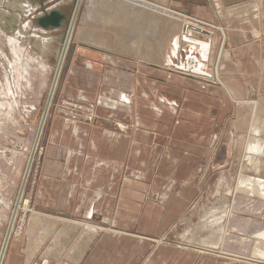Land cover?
<instances>
[{"label":"crops","instance_id":"0c3cea01","mask_svg":"<svg viewBox=\"0 0 264 264\" xmlns=\"http://www.w3.org/2000/svg\"><path fill=\"white\" fill-rule=\"evenodd\" d=\"M153 1L192 13L197 18L185 20L203 27L206 22L200 19L216 17L223 23L220 39L206 27L215 33L214 41L209 42L211 49L216 39L225 37L228 44L221 50L219 61L224 66L216 75L217 82L195 76L199 72L209 74L211 49L204 55L208 48L203 52L205 45L194 39L183 47L175 33L180 22L165 17L157 23L146 11L113 0H82L76 11V0H62L64 5L59 10L65 14L64 7L73 6L71 15L78 23V56L69 71V87L86 93L92 105L106 99L101 105L110 109L90 121L74 119L67 123L61 115L53 118L47 147L51 143L57 148L59 167L47 171L44 161L33 204L47 213L72 217L73 230L80 232V224L75 222L87 226L81 229L84 234L100 230L79 251L74 264H264V251H255L257 243L264 246V236L259 235L264 231V198L233 194L227 224L223 222L214 244L203 238L207 230L196 231L198 224L191 226L195 219L199 223L198 213L202 214L203 207L212 204L201 199L199 180L208 163L218 157V145L213 148L212 144L219 136V127L230 123L232 129L241 132L250 124L253 104L230 102L226 94L234 100L245 98L251 79L264 76V0ZM160 28L162 40L156 36ZM47 31H42L38 45L43 38L48 48L35 52L39 55H32L36 59L45 60L42 54L52 47ZM152 44H168L162 59L156 54L160 63L150 62L151 52L146 46ZM78 45L106 49V55L100 58L91 54L97 53L93 48L89 53L81 52ZM169 61L195 72L182 75L166 68L170 71L160 73L167 66L159 64ZM231 61L237 62L239 69ZM149 66L159 67V73ZM33 68L34 85L40 70ZM41 74L39 87L44 89L48 74ZM119 92L124 93L128 105L117 102ZM171 104H176L175 112ZM43 157H48L45 152ZM47 213H41L42 217ZM164 237L178 239L181 244L164 241ZM12 244L5 264H23L20 242ZM58 250L56 246V253ZM230 255H235L234 259Z\"/></svg>","mask_w":264,"mask_h":264},{"label":"rangeland","instance_id":"374dc122","mask_svg":"<svg viewBox=\"0 0 264 264\" xmlns=\"http://www.w3.org/2000/svg\"><path fill=\"white\" fill-rule=\"evenodd\" d=\"M85 1L89 2L90 0ZM113 1L123 3V0ZM145 1H150L163 7L166 6L171 9V11L174 10L177 13V16L175 15L176 18L182 19V21L183 17L197 18L192 13L186 12L182 9L174 8L167 5V3H158L153 0ZM62 5H64L62 0H0V167H3L2 163H5L7 158L12 156V151L20 156L21 162V166L17 177L15 178L16 180L14 185L10 187V191L8 192H5L6 186L8 184L10 185L8 182V176L4 173V170H0V190L4 194L3 200L0 201V249L2 248V244L4 243L3 241L8 230L7 222L10 223L12 221L10 223L12 225L11 235L2 264H5L6 254L11 247L10 245H13L12 243H15L16 241L20 242V245L22 246L19 249V253L21 254L20 261H22L23 264H74L76 261L75 258L78 257L79 251L84 249L86 244L89 243L95 234L100 231L98 230L91 232V234H84L83 230L81 229H85L87 226L81 224L80 222H75L80 224V228L76 225V227L80 229V232L77 229L73 230L75 227L72 226L74 222L72 221V217L62 215H60L62 216L60 217L57 213H47L46 211L40 210L38 205L33 204L36 195V180L38 178L39 172L41 171V166L44 165V161H47L48 163L46 168L47 171H57L59 167V163L55 158L57 154V148L55 146L52 147L53 144L51 143L49 144L50 147H47L50 124L53 118L56 115H61L67 123H72L74 119L90 121L96 120L99 118V114H105V112H108L110 109V107L105 108V105H101V103H105L104 101L106 99H102V101L98 99L92 105V102H88L86 99L88 96L86 93L82 94L80 91H77L73 88L70 89L69 87L68 82L72 78V72L69 71L70 68L73 69L75 67L73 64V58L78 56V53L75 50L77 45L75 44V36L77 35L76 32L78 31L77 22L73 23L74 25L72 24L74 28L72 27L71 40L59 75L57 77V84L53 89V94H51L52 97H50V85L52 86V81L54 79V72L56 63L59 59V52L61 48H63V44L61 46V41L63 38L62 32L66 31L67 34V29L71 20L69 21L68 19L67 23L62 24L58 28L50 29L37 25L34 21V18L37 15H40L43 9L47 10L54 7L60 9ZM72 7L73 6L64 7L65 15L68 18L72 13ZM241 15L245 17L244 14ZM239 16L240 14H236L235 17ZM154 19L156 20V17H154ZM200 21L206 22L205 26L212 28L216 33L215 35H217L216 38H220L221 31L222 33L224 31V26L221 21H219L216 17L214 20L209 21L200 19ZM172 22L174 21L172 20ZM157 23L159 22L157 21ZM176 24L178 25V23ZM157 25V27L160 26L159 24ZM44 30H48L46 35L47 40L49 37V42H47L52 47L50 50L48 49L44 52V54H42L45 59L42 60L47 63L46 73L48 74V78L47 86L44 89H40L39 86L41 80L39 81V78L41 70L44 68L40 69L35 65V63L32 62H30L29 65H25V59L29 54H31V56H39L36 53H40V48L42 50L45 49L46 43H43V38H41L40 42L41 47L38 45V40L40 39L42 31ZM162 33L163 29L160 28L158 31L156 30V36H160L161 40L163 36ZM85 37L86 36H84V38ZM224 38H222L220 46H218L219 44L216 39L214 46L211 49V53L209 54L210 59H208V71L214 73L215 76L217 75L218 71L222 69L223 63L221 64L219 61L221 50L222 48H228V44L226 41H224ZM151 43L153 42L151 41ZM186 44L187 43H185V45ZM84 46L85 48L79 46L77 49H79L81 52L89 53V50L93 48V50H97V53L91 51V54H94L100 58L101 56L106 55L103 54L106 52L103 49L100 50L98 47L88 48L87 45ZM46 48H48V46ZM26 49L30 50V53L26 51ZM146 49L151 52L150 58H152L151 60L153 62H162L161 60L156 61V54H159L161 58V56L165 53L164 45L159 47L156 44H152L151 46H146ZM114 51L111 50L110 53L115 54L113 53ZM263 58L264 53L261 55V59ZM146 59L148 58L146 57ZM36 60L37 59H35V61ZM84 61L88 62V64L91 62L90 60ZM136 61V64L138 65L140 60L138 59ZM231 62L233 63V66L237 64V62ZM224 63L226 64V62ZM78 65L79 64H76V66ZM165 65L167 67H164V69H160L156 66L151 67L152 65L149 67H151L150 70L154 68L153 70H156L158 73L159 69L161 70L160 73H165L172 70V67L174 68V66L171 64L166 63ZM32 67H35L38 69V71L40 70L37 72L40 74L38 75L39 77H37L38 80L34 82V85L32 82L35 75L32 73ZM236 67L239 69L238 64ZM24 68L28 69L29 71L26 70L24 73ZM35 68H33L34 71ZM166 68L170 70H167ZM133 71L135 70L130 72L133 73ZM26 72H28L29 75ZM44 72L45 71H43V74L41 75L46 74ZM257 74L259 75L260 73ZM27 79L30 82H27ZM202 81L206 80L203 79ZM28 83H30V85ZM249 85L251 87H248V92L245 98L234 100L230 98L229 94H226V96L229 98L230 102L236 101L239 103L240 101L243 103L246 102L253 104L250 124L244 131L241 132H236L234 129H232L230 123H226L223 127H219V136L215 137L212 144L213 148L218 145L216 147L218 151V157L210 161L207 165V168L203 170V172L201 171L202 173L199 180L200 185L202 186L201 199L203 201H207V203H212L211 205L230 203L231 207V201H229V199L231 200L233 194L237 193L238 195L241 194L242 196L250 195V191L248 190L250 183L255 186H259V189L254 190V193L252 192V198L262 199V197H264L260 191L258 192L260 188L264 189V155L260 158L258 170H255L251 163L248 162V155L251 152V149L249 150V148L253 145L252 141L258 137L264 140V129L257 132L254 130L255 127L252 124L253 120L256 118L260 117L262 120L264 119V76H262L261 79L260 77H257L256 81L251 79ZM118 95L117 102L128 105L125 98H123L124 93L119 92ZM100 97L103 98L104 95H100ZM97 102H100V105L95 107ZM174 105L176 106V104ZM174 105L171 104V110L173 112H175V109L173 108ZM46 109L48 110L46 111ZM114 109L115 108H112V110ZM45 114V121L40 132V137H37V124L39 120L43 118L41 116ZM256 115H258V117ZM228 116H231V114ZM31 151H33V157L31 160L30 169L24 179L25 181L23 180V197H27L29 201L27 204H24L25 206L22 205V207L14 209L15 206L13 205V200L16 199L19 192L22 190V170H24L26 165V156ZM44 152L45 155L47 154L48 156L46 159L43 157ZM216 162H218V164ZM240 179H243L245 183H240ZM5 202L6 204H4ZM213 202L218 203L215 204ZM211 205H207V207ZM204 208L205 207H203V209ZM203 209L201 212H203ZM43 212L47 213L48 216L42 217ZM198 214H200V212ZM196 224H198V219H195L192 222L193 226H196ZM68 228L72 229V232L68 233ZM163 240L177 243L178 245L181 244L179 241H176L178 239L174 238L164 237ZM195 241L198 242V240ZM56 246L59 249V253H56ZM64 249L67 251L66 253L64 252ZM230 256L233 258L235 255ZM236 257L235 259H237Z\"/></svg>","mask_w":264,"mask_h":264},{"label":"bare ground","instance_id":"6f19581e","mask_svg":"<svg viewBox=\"0 0 264 264\" xmlns=\"http://www.w3.org/2000/svg\"><path fill=\"white\" fill-rule=\"evenodd\" d=\"M82 0H76V5L73 7L74 10L76 8H78L79 4L81 3ZM104 1V0H103ZM90 2V1H89ZM91 3V2H90ZM123 4H125L126 6L128 7H131L133 9H140V10H144L146 11L147 13H149L152 18L153 16L156 17V20L158 21L159 18L161 19H166L165 17L169 18V19H172V20H175L177 22H180L181 23V26H180V30L179 32H175V33H178L177 37L179 38L180 42H181V45L183 47H186L185 43L191 41V39H194L195 40V43H203V45L205 46H202L204 48L203 52L207 49L206 51V55L208 54V52L210 51V43L212 44V42L214 41L215 37H214V31L211 30V29H208L206 27H203V26H200V25H197V24H194L188 20H185V17H183V21L182 19H177L176 18V13H173L171 10H169L168 8H163L161 6H158V5H154L150 2H147L145 0H123ZM102 5V4H101ZM75 10V11H76ZM79 11V10H78ZM170 11V12H168ZM72 14V13H71ZM78 14V13H77ZM176 15V16H175ZM71 21H70V25L68 26V29H67V34H66V31H64V36L62 38V41H61V46L63 44V48H61L60 52H59V56H58V61L56 63V67H55V74H54V79L52 81V86L50 85L51 87V93H50V97L51 94H53V89L55 88L56 84H57V77L59 75V72H60V69H61V66H62V63L64 61V57H65V54L67 52V49H68V46H69V43H70V40H71V31H72V27H73V23H74V19L76 18L75 15H71ZM147 16V15H146ZM148 17V16H147ZM179 17V15H178ZM73 24V25H72ZM72 25V26H71ZM74 28V27H73ZM190 34H189V33ZM174 37V36H173ZM221 38V37H220ZM219 38V39H220ZM18 39V38H16ZM23 40V39H22ZM193 40V41H194ZM170 41V40H169ZM222 39L220 41H217L219 44L221 43ZM34 42V41H33ZM210 42V43H209ZM40 44V43H39ZM112 44H110L109 46H111ZM168 45V44H167ZM164 46V49L165 51L168 49V46ZM48 46V45H47ZM60 46V45H59ZM113 46V45H112ZM173 46V45H172ZM172 46L170 48H172ZM207 46V47H206ZM220 46V45H219ZM162 47V46H160ZM202 47L199 48V50H202ZM46 48V47H45ZM108 48H112V47H108ZM180 48V46H178V49ZM198 49V47L194 46L193 49ZM42 50V49H41ZM102 50V49H100ZM106 51V49H103ZM170 50V49H169ZM190 50L192 51V48L190 47ZM220 51V50H219ZM197 52V51H196ZM219 55V54H218ZM204 56V59H206ZM158 57H160V55H158ZM35 57L34 56H31V55H27L26 56V64L25 65H29L30 62L32 63H35L36 66H38L40 69L41 68H44L43 70H41V73H43V71H45L44 73H46V67H47V64L42 60V59H38L35 61ZM199 59V58H198ZM213 61V60H212ZM90 63V62H89ZM152 63V62H151ZM159 63V62H158ZM154 64V62H153ZM168 64H171L172 66L173 63L172 62H168ZM159 65H162L164 66L165 64H159ZM25 67V66H24ZM161 67V66H160ZM215 67V65H214ZM184 68V67H183ZM24 70V73L25 71H29L28 69H23ZM174 72H178L182 75L184 74H190V73H193L195 71H187L186 68L184 69H180L178 67H175L172 69ZM28 73V72H26ZM206 73H202V72H199V73H196L195 76H197L199 79H205V80H211V81H216V76L214 75V73H210L208 75H205ZM23 75V74H22ZM29 75V73H28ZM191 75H194V74H191ZM25 77V76H24ZM27 82H30L28 79H27ZM33 83V82H32ZM30 85V83H28ZM50 99V98H49ZM49 104V103H48ZM47 105V104H46ZM20 107V106H19ZM48 108V107H47ZM44 110V109H43ZM48 109H46L47 111ZM44 112V111H43ZM46 113V112H45ZM255 115V114H254ZM45 115H42L37 126V137L39 136L40 137V132H41V129L44 125V121H45ZM258 117V115H256ZM40 118V117H39ZM253 126L255 127V131L259 132V131H262L264 129V119L262 120L260 117L259 118H256L255 120H253L252 122ZM252 124H251V127H252ZM3 129V128H1ZM22 129V128H21ZM9 139V138H8ZM36 139V138H34ZM35 141V140H34ZM253 145L249 148V150L251 149V152L249 153L248 155V162L251 163L252 167L255 169V170H258V163L260 161V158L261 156L264 155V140L260 137L256 138L254 141H252ZM37 146V145H35ZM15 147V146H14ZM33 147V146H32ZM31 147V148H32ZM12 149V148H11ZM34 149V147H33ZM32 150V149H31ZM28 153V151H27ZM32 157H33V151H31L27 156H26V165H25V168L24 170H22V176H23V179L21 177V180L23 181L27 175V173L29 172V169H30V164H31V160H32ZM20 156L15 153L14 151H12V156L10 158H7V160L5 161V163H2V166L3 167H0L1 169L0 170H4V173L8 176V179H9V183L10 185L8 184L6 186V190L5 192H8L10 191V187H12L14 185V182H15V178L17 177V174L19 172V169H20ZM4 174V175H5ZM21 174V172H20ZM24 174V175H23ZM2 175V174H1ZM5 177V176H4ZM22 181H21V184H22ZM25 181V180H24ZM24 181H23V187H22V190L19 192L18 196L16 197L15 200H13V205L15 206L14 209H18L19 207H22L25 206L24 204H27L29 199L26 197L24 198L23 197V188H24ZM249 181V180H248ZM240 183H245V181L243 179H240ZM250 183V182H249ZM7 184V183H6ZM258 184V183H257ZM256 184V185H257ZM20 185V183H19ZM264 185V183H263ZM262 185V186H263ZM258 186V185H257ZM253 184L250 183L249 187H248V190L250 191V195H248L247 197H250L252 196V192L254 193V190L256 189H259V186L257 187ZM257 187V188H255ZM260 191V193L264 196V189H261L258 190V192ZM4 198V194L1 192L0 190V201H2ZM264 198V197H262ZM4 202V201H3ZM6 204V202L4 203ZM4 206V205H3ZM7 206V205H6ZM252 206V205H251ZM230 203L227 204V203H220L219 205H211V206H205V208L203 209V212H202V215H198L199 218H200V221L198 223V225L195 227L196 231H199V230H207V233L208 235L206 234L205 237L203 238H206L208 239L207 241L214 244L215 243V236H216V233H219L221 231V229L223 228L222 227V224L224 222V226H226L227 224V219L226 217H228V215L230 214ZM13 210V209H12ZM12 212V211H11ZM16 212V211H15ZM14 212V213H15ZM13 213V214H14ZM1 214V213H0ZM12 214V215H13ZM234 214V213H232ZM10 216V215H9ZM257 217V216H256ZM255 218V217H254ZM253 218V219H254ZM11 219V218H10ZM237 219V218H236ZM13 220V219H12ZM247 220V219H246ZM239 221V220H238ZM244 221V220H243ZM251 221V219H250ZM12 222V221H11ZM10 222V223H11ZM241 222V221H240ZM8 223V230H7V233H6V236H5V239H4V243L2 244V248L0 249V264H2V261H3V258L5 257V253H6V249H7V246H8V243H9V238H10V235H11V229H12V225ZM257 223V222H256ZM13 224V223H12ZM232 224V223H231ZM235 224V223H234ZM244 224V223H243ZM246 224V223H245ZM260 224V223H259ZM240 225V224H239ZM237 225V226H239ZM264 225V223L262 224V226ZM193 226V225H191ZM245 226V225H244ZM235 227V226H234ZM191 228V227H190ZM193 228V227H192ZM263 228V227H262ZM261 228V229H262ZM19 229V228H18ZM223 230V229H222ZM244 230V229H243ZM194 231V230H193ZM213 235V236H212ZM260 237L264 236V231H261L259 233ZM256 236V235H255ZM254 236V237H255ZM259 238V237H258ZM187 241V240H186ZM205 241V240H204ZM222 243V242H221ZM261 242L257 243L256 246H255V251H257L258 253H261L264 251V246L260 244ZM208 246V245H206ZM252 251V250H251ZM256 254V253H255ZM264 254V253H263ZM255 256V255H254ZM264 256V255H263Z\"/></svg>","mask_w":264,"mask_h":264},{"label":"water","instance_id":"95a60500","mask_svg":"<svg viewBox=\"0 0 264 264\" xmlns=\"http://www.w3.org/2000/svg\"><path fill=\"white\" fill-rule=\"evenodd\" d=\"M68 17L57 8L43 9L40 15H37L34 18V21L37 25L43 28H58L64 23L68 22ZM64 36V32H62Z\"/></svg>","mask_w":264,"mask_h":264}]
</instances>
